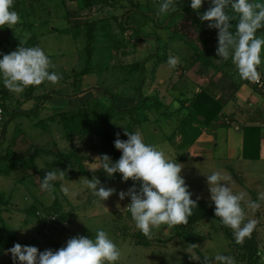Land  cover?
I'll use <instances>...</instances> for the list:
<instances>
[{"label": "rangeland", "instance_id": "rangeland-1", "mask_svg": "<svg viewBox=\"0 0 264 264\" xmlns=\"http://www.w3.org/2000/svg\"><path fill=\"white\" fill-rule=\"evenodd\" d=\"M162 2L109 0L85 7L82 0H14L13 10L20 15L21 21L12 28H0V59L20 46H40L55 65L49 71L61 74L63 78L56 85L45 81L19 94L5 89L1 100L7 106V119L0 123V153L11 148L31 159L34 150L41 147L56 152L78 150L84 156L85 173L75 165L76 172L70 174V178H67L66 173L63 181H54V191L48 193L36 185V179L27 175L22 166L7 176L0 171V264H19L18 260L13 261L11 253L7 251L16 243L35 246L41 252L46 249L56 251L66 246L67 241L73 237L94 239L98 230H104L120 248L122 256L116 264H203L202 257L188 242L190 237L194 238L190 240L198 245L204 256L214 258L222 254L233 257L235 264H249L252 259L254 264H264V202L257 201L260 208L256 211L242 204L245 206L246 221L258 220L251 237L245 238L242 243H257L258 250L254 256H250L236 242L232 244L220 227L219 220L212 215L206 216L201 224L194 225L191 231L197 232L196 236L191 232L185 235L187 239H182L176 233V246L170 242L174 238V230L166 225L153 229L152 238L148 239L136 228L127 209L130 197L120 200L118 196L120 191L131 188L134 182H124L120 173L108 177L102 169L95 173L90 170L99 165L97 157L107 154L112 162H116L122 153L117 149L101 152L78 136L70 140L59 123L58 118L66 110L82 105L92 108L96 99L109 104L110 92L115 95L116 104L120 108L130 107L136 104L138 88L144 81L143 96H151L147 102L155 104L158 99L163 105L147 110L145 114L149 120L144 123H140L139 119L130 122L132 115L129 113L123 119L111 120L114 141L117 133L121 140H127L125 130L139 132L146 144L162 147L170 159L184 166L181 175L195 197L210 199L206 175L214 171L223 173V170L218 164H210L209 160L196 162L187 157L178 159L176 147L183 148L184 144L176 145L179 136L176 135V128L179 127L176 117V84L188 88V94L200 92L197 91V84L202 85V82L199 83L201 79L191 76L194 75L191 71L203 77L204 66H207L201 59L205 43H214L215 40L218 43V35L214 28L208 27V21L199 18L203 12L197 13L191 9V0H178L177 11L185 9L187 14L179 13L170 18L168 15L172 12L161 14L157 17L161 26L155 25L153 19ZM208 2L211 0H205L203 5ZM137 6L146 14L130 13L127 16L129 11L135 12ZM129 18L134 19L135 25L145 35L150 32L158 34L162 44L158 48L160 55L152 56L145 64V79L136 64L156 52L157 42L154 37L145 39L131 27H125L124 21ZM92 23L96 24L92 39L88 41L86 33ZM63 29H69L70 33H62ZM216 53L217 49L211 52L210 57L216 58ZM169 56L180 59L175 69L169 68L167 64ZM221 61L224 67L233 65L232 73L226 77L240 78L231 58ZM260 67L264 72V60ZM214 69L213 74L216 76L220 69L216 73ZM240 80L241 84L255 89L246 80ZM0 84L3 87L2 77ZM37 107L38 112L32 117L16 113L20 109L35 110ZM223 151L221 146L217 148V160H221ZM116 152L118 155L115 156ZM34 158L38 168L43 170L44 177L48 171H52L50 166L53 156L46 154ZM7 164L1 161L0 169L6 168ZM60 170L67 172L65 169ZM93 175L106 188H115L116 193L106 201L93 196L82 184V178L92 179ZM261 177L264 179V174ZM62 184L77 195L65 196L61 191ZM135 185L139 189V182H135ZM244 188L252 200L248 184H244ZM259 189L263 190L264 184ZM256 192L259 195V190ZM56 207L64 212V217L55 214ZM51 215H55L56 220L50 222ZM167 228L170 229L169 233L166 232ZM191 255L198 256L200 260L190 259Z\"/></svg>", "mask_w": 264, "mask_h": 264}, {"label": "clouds", "instance_id": "clouds-1", "mask_svg": "<svg viewBox=\"0 0 264 264\" xmlns=\"http://www.w3.org/2000/svg\"><path fill=\"white\" fill-rule=\"evenodd\" d=\"M204 2L191 0L190 7L199 13ZM211 3L212 6L199 18L208 21L209 28L218 30L217 56L224 61L231 58L241 79L259 82L258 66L262 63L264 37H258L256 33L264 28V3L255 0H211ZM13 4L14 0H0V28H12L21 21L20 15L13 10ZM177 9L178 0H163L156 15L168 14ZM179 63V57H168L169 68L175 69ZM52 68H55L54 63L40 46H20L0 59V77L4 87L16 94L45 81L58 84L63 77L54 71L50 72ZM116 135L114 146L122 153L119 160L112 162L107 154H103L96 158L100 161L99 165L90 170L95 173L102 169L108 177L120 173L124 182H134L131 188L120 191L118 196L120 200L130 197L127 209L136 228L151 239L153 229H160L163 225L171 228L187 224L193 209L197 208L199 197L197 200L192 199V193L181 175L184 166L170 159L162 147L146 144L139 132L125 130L127 140H121L119 133ZM65 175L66 171L60 169L48 171L40 184L41 190L52 193L53 182L58 179L63 181ZM206 180L210 199L215 205V216L233 231L236 243L242 244L245 238L251 237L258 224L256 219L246 221L245 206L256 211L260 203L248 198L244 191L234 193L231 185L235 181L227 173L214 171L206 175ZM135 182H139V189ZM82 184L102 201L116 193L115 188H106L95 175L92 179L82 178ZM61 191L65 196L77 195L64 184L61 185ZM258 199L264 201V193ZM191 247L196 248L198 245L191 244ZM7 251L11 253L13 261L18 260L19 264H116L122 256L120 248L104 230H98L94 239L85 236L70 238L66 246L56 251L46 249L41 252L35 246H22L19 243ZM190 259L200 260L198 256L192 255ZM203 264H235V260L231 256L217 254L214 258L205 256Z\"/></svg>", "mask_w": 264, "mask_h": 264}, {"label": "trees", "instance_id": "trees-1", "mask_svg": "<svg viewBox=\"0 0 264 264\" xmlns=\"http://www.w3.org/2000/svg\"><path fill=\"white\" fill-rule=\"evenodd\" d=\"M105 1L109 0H82L83 5L85 7H92L96 4L103 3ZM132 1V0H130ZM212 6L211 2L206 3L203 5L201 10H199V13H202L208 8ZM135 12L129 11L127 13V16L132 13L133 15H144L146 12L137 6V8L134 9ZM184 13L187 14V11L185 9H180L177 12H172L168 15V17H174L176 14ZM125 16L124 18L127 19ZM159 16H156L154 18L155 25L161 26V23L158 22ZM96 23L89 24V29L86 33V36L88 38V41L92 39V31L95 28ZM125 27H131L135 30V32L142 36L145 39H148L149 37H154L157 42V50L151 53L145 60L140 61L136 64V67H139V69L143 73V79H145L146 76V62L149 61L152 56H159L160 52L158 48L162 45L160 44V38L159 35L150 32L148 34H144L137 25H135V21L133 18H129L128 20L124 21ZM169 25H166L168 27ZM215 33L218 35V30L214 29ZM232 31H235V21H233V29ZM259 31V30H258ZM62 33L69 34V29H63L61 30ZM218 43L210 42L209 44L205 43V50L204 54L201 57L202 62H204L205 65L209 66L213 62V58L210 57L211 52L215 51L217 49ZM144 81L141 82L139 88H138V96H137V102L136 104L127 107V108H120L116 104V97L115 95L110 92V103L106 104L105 102L96 99L94 100V106L92 108H89L88 106L82 105L78 108L72 109V110H66L61 113L60 117L58 118L59 123L62 125L66 132V136L71 140L73 137L78 136L81 137V139L85 142L90 144L93 148H99L101 152L110 150L114 151L116 150L114 146V137L112 133V127H111V120L114 118L116 119H123L127 116V114H131L132 118H130V122L134 121L135 119H139L140 123L147 122L149 120L147 113L145 112L149 109H153V107H161L163 103L156 99L155 104L148 103L147 100L151 98L147 96H143L142 87H143ZM5 87H3L0 84V92L1 94H5ZM188 88H184L180 84H176V100L181 101V111H183V108L185 107V104L187 102L191 103V109L192 111L201 112L202 115L205 114V121L201 122L202 124L206 123L209 124L216 113H218L220 109V104L205 90H201L199 93L196 94H189L187 93ZM191 91V90H190ZM4 107L7 110L6 103L4 102ZM207 109V112H206ZM210 110V111H209ZM209 111V112H208ZM38 107L35 110H17L16 113L18 114H25L27 116H33L37 114ZM143 113V115L141 114ZM195 113V112H194ZM200 113V114H201ZM145 114V115H144ZM181 119V117H179ZM181 123L179 124V127L176 128V135H184L182 137V142L184 143L187 138V128H193L194 122H192V118L185 117L184 119H181ZM9 121V120H8ZM6 121V122H8ZM5 122V123H6ZM128 124V128H129ZM199 127V125H197ZM51 155L54 157V160L51 162L50 169L51 170H58V169H65L67 170V178H70V174L73 172H76L75 165H78L80 167V171L82 173H85V166H84V156L79 154L78 150H72L70 152H62V151H53L47 148H36L34 150V156H42V155ZM118 155L117 152L115 156ZM34 156L31 159H27L23 156V154H20L19 152L14 151L13 149L9 148L7 152L0 155V162L3 161L8 166L3 169L5 175H10L12 170H15L17 168H20L21 166L25 168L27 175L35 178L36 185L40 187L41 182L44 179V172L41 168H38L37 163L34 158ZM116 158V157H115ZM190 191V189H189ZM191 192V191H190ZM192 199L197 200V197H195L192 194ZM0 202L2 203L1 199ZM1 207V206H0ZM60 208L56 207L55 214L59 217H64V212H60ZM215 205L212 203L211 200H204V199H198L197 200V208L193 209V214L188 218L187 224H180L174 226L176 228V233L181 236L182 239H187L185 235L187 233H191L193 227L195 224H197L200 220L205 218L208 215H212L215 218H217L220 222V227L225 232L227 238L234 244L235 238L233 233L229 230L228 227L224 226L219 217L215 216ZM192 234V233H191ZM191 239V237H190ZM190 239H188V242L191 244H194ZM241 248L247 250L249 252L250 256H254L255 252L258 250L257 243L255 244H237ZM196 252L202 257V259L205 257L201 250L196 247ZM254 260L252 259L249 264H254Z\"/></svg>", "mask_w": 264, "mask_h": 264}, {"label": "crops", "instance_id": "crops-1", "mask_svg": "<svg viewBox=\"0 0 264 264\" xmlns=\"http://www.w3.org/2000/svg\"><path fill=\"white\" fill-rule=\"evenodd\" d=\"M260 3H263V0H260ZM256 35L264 37V28L259 29ZM261 59L264 60V51ZM213 60L214 62L209 66H204L203 73L201 72L204 74L203 77L194 70L191 72L196 76H191L200 77L199 83L202 82V85L197 84V91L208 92L220 104V109L209 124H202L201 122H206L205 114L192 111L190 102H187L181 111L182 103L176 100L177 122L181 123V119L188 117L192 118L194 124L193 128H187L186 131L189 134L187 133L184 143L182 142L184 135L177 136L176 145H184L183 148L176 147L175 153L180 160L187 157L196 162L209 160L210 164L220 165L223 173L231 175L234 179L235 183L231 187L235 193L244 191V184H248L253 195L252 200L264 202L258 199L260 192H264V189H259L264 184V179L261 177V174H264V94L241 84V78L237 76L234 79L226 77L232 73L233 65L229 62V66L224 67V62L220 57L217 56ZM209 68H211L210 71ZM213 68H215V73L220 69L216 76L213 74ZM219 146L224 150L221 153V160H217L216 155ZM0 171L4 174L3 168ZM186 184L188 185L187 182ZM256 190H259V195ZM205 218L198 223L201 224ZM172 229L174 238L170 242L176 246V228L173 226ZM198 229L200 230L201 226ZM166 232L169 233L170 229L167 228ZM196 233L192 232L194 236ZM191 239L194 238L191 237Z\"/></svg>", "mask_w": 264, "mask_h": 264}, {"label": "built area", "instance_id": "built-area-1", "mask_svg": "<svg viewBox=\"0 0 264 264\" xmlns=\"http://www.w3.org/2000/svg\"><path fill=\"white\" fill-rule=\"evenodd\" d=\"M258 71L260 72V80H259V82H251V81H248V80H246V81L249 82L255 89H257L262 94H264V72H263V70L261 69L260 66H258ZM1 96H2V94L0 92V123H3L7 119V114H6V109H5V107H4L3 103H2ZM52 220H56V216L55 215H51L50 216L49 221L51 222Z\"/></svg>", "mask_w": 264, "mask_h": 264}]
</instances>
